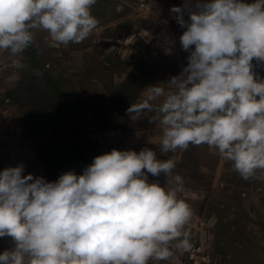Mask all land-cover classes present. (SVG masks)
I'll list each match as a JSON object with an SVG mask.
<instances>
[{
    "label": "clouds",
    "instance_id": "clouds-1",
    "mask_svg": "<svg viewBox=\"0 0 264 264\" xmlns=\"http://www.w3.org/2000/svg\"><path fill=\"white\" fill-rule=\"evenodd\" d=\"M96 3L0 0V50L20 57L35 31L47 32L53 44L82 43L97 27ZM170 14L184 29L187 64L147 86L126 110L129 119L161 129L162 155L207 145L242 179L254 178L264 171V78L253 63L264 66V0H184ZM9 66L24 67L18 58ZM176 163L145 147L112 149L82 174L70 170L55 181L25 175L23 163L4 168L0 238L10 237L14 247L0 253V264H149L172 257L170 245L190 251L185 226L192 210L179 196L185 181L173 174Z\"/></svg>",
    "mask_w": 264,
    "mask_h": 264
},
{
    "label": "rangeland",
    "instance_id": "rangeland-1",
    "mask_svg": "<svg viewBox=\"0 0 264 264\" xmlns=\"http://www.w3.org/2000/svg\"><path fill=\"white\" fill-rule=\"evenodd\" d=\"M183 3L97 0V27L82 43L53 44L47 32L35 31L20 57L0 50V171L23 163L25 175L55 181L70 170L82 174L112 149L151 148L158 159L175 158L173 174L184 178L179 196L192 210L185 226L192 248L181 253L170 245L172 257L149 264H264V171L244 180L207 145L162 155L161 129L126 113L147 86L186 66L184 29L170 14ZM17 58L23 68L5 67ZM253 63L264 78V66ZM156 180L164 183L163 176H149ZM13 247L10 237L0 238V253Z\"/></svg>",
    "mask_w": 264,
    "mask_h": 264
}]
</instances>
